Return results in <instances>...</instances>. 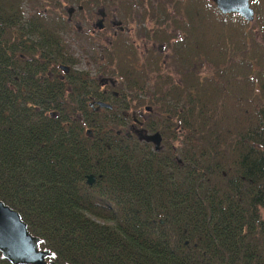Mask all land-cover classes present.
I'll use <instances>...</instances> for the list:
<instances>
[{"label":"trees","instance_id":"trees-1","mask_svg":"<svg viewBox=\"0 0 264 264\" xmlns=\"http://www.w3.org/2000/svg\"><path fill=\"white\" fill-rule=\"evenodd\" d=\"M18 3L0 0V201L39 248L56 264H264V0L249 1L252 22L179 1L180 40L165 44L177 79L117 50L116 96L78 72L57 78L61 43H17L7 59ZM140 105L156 110L142 125L158 151L123 131Z\"/></svg>","mask_w":264,"mask_h":264},{"label":"flooded vegetation","instance_id":"flooded-vegetation-1","mask_svg":"<svg viewBox=\"0 0 264 264\" xmlns=\"http://www.w3.org/2000/svg\"><path fill=\"white\" fill-rule=\"evenodd\" d=\"M61 1L63 2V4H61ZM23 2H27L28 4H30L31 7H33L31 9L29 8L31 13L29 16H24V13L21 10V8L24 9ZM100 3L106 4L102 5ZM134 3L135 1L132 0H19L17 7V12H19L18 20L11 22V20L8 19L9 17L5 20L6 27L4 28L3 39L8 45L6 50V57L7 59L11 57V48L17 45V43L22 45H28L30 43H61L62 45H64V54L68 56L71 64L73 60L72 57H70V55L66 51L67 46H65V43L84 42L88 45L99 44L102 46L100 47L96 45L95 48L91 50L94 53L91 54L90 52L91 61L89 62L90 64L87 63L89 65L97 64L95 70L98 75V78H96V80L93 79V77L90 76V73L86 70L84 72L83 70L71 71L69 65L67 64H57L55 66V75L59 79H64L67 74H70L72 72H78L84 74L83 76L85 77V79H87L88 82L90 81L89 83H95L97 88H99V86L109 88H121L122 82L116 73V76L114 74L113 75L115 77H118L119 80H117L115 77L105 78L107 76L106 74H108L107 72H109L108 59L106 57H108L109 53L113 54L115 51L118 50V53L122 52L124 54H131L129 52H132L138 60H141V58H138L139 56H141L139 47L137 46V48H135V46H133V40H131V36L128 35L131 29L133 28L132 25L130 27V24L137 22V18L140 15V13L138 12V10H140L138 9L139 6L138 4ZM60 4L62 6L61 10L65 12L66 16L61 12H57V14H52L54 10L57 11V9L60 7ZM9 8L11 9L10 4H6V11H10ZM149 10L154 11L151 6L149 7ZM149 10H147V12H149ZM93 11L96 12V20L93 24L90 23L91 30L88 33H85L83 32V29H85V26H87V24L84 25V22L87 21L86 14L87 12L91 13ZM39 13L49 19V28H47V31H44L41 25L42 23H38L37 21L38 17L40 16ZM87 16H89V14H87ZM157 16L158 15L154 11V13L149 14V19H155ZM117 17H119V19H117ZM30 21L33 22L32 25H30ZM73 22L75 23V25L73 26L74 30L73 28H71ZM107 27L109 28L107 30L109 35H99ZM155 28H153L152 26L151 29L155 30ZM95 32H97L96 36H94ZM155 36L159 38H162L163 36V39L161 40L162 43L157 47V53L162 54L163 47H166L165 44L166 41L169 39V36L166 34L164 29L159 30V28H157V30H155L154 32V40ZM117 43L121 46L118 47ZM146 51L148 52V50ZM95 53L99 54L98 60L93 58ZM147 56H149V54H147ZM21 57L24 56L21 55ZM145 60H147V66L155 65V63L164 65L166 58H163L159 61V59H157V56H155L153 57V62L151 60L150 54V57L145 58ZM145 60H141V63L138 64H143ZM144 66L145 65L140 67L137 66V69L140 70L141 67ZM60 67H66V69L64 70ZM111 75L112 73L109 74V76ZM123 84L127 85V83ZM7 87H13L12 77L9 78L7 82ZM112 94L116 96L115 92H112ZM132 121L134 123L133 125H137L138 127H140L141 123L139 121L134 118L132 119ZM130 130L132 133L138 136L135 132L137 129H133L132 127L130 128Z\"/></svg>","mask_w":264,"mask_h":264},{"label":"rangeland","instance_id":"rangeland-1","mask_svg":"<svg viewBox=\"0 0 264 264\" xmlns=\"http://www.w3.org/2000/svg\"><path fill=\"white\" fill-rule=\"evenodd\" d=\"M132 1H135L134 4H138V6H139L138 9H140V10H138V9L137 10L140 13V15L137 18V22H134L132 24L129 23L130 27L132 25L133 28L131 29V31L128 35L131 36V40H133V44H134L133 46H135V48H137V46L139 47V51L141 52V56H139L138 58H141V60H145V58L150 57V54H151V60L152 61H153V57H155V56H157V59H159V61L163 58H166L164 65L161 64V66H160V73L162 75L167 76L171 80H176L177 74H176L175 67H177V66L172 63V60L169 57V56H171V55H169L171 52L170 49L167 47H165V48L163 47L162 54L157 53V47H158V45H160L162 43L161 40L163 39V36H165V35H163L162 38H158V37L156 38V36H155V40H154L153 36H154L155 30H157V28H159V30L164 29L166 34L169 36L168 43L174 44L180 40L179 38H180V33H181V31H180L181 26H182V24L185 23V21H184L185 20V14H184V12L181 11V8H179V4H178V2L181 0H132ZM195 1L197 2L198 0H195ZM61 4H63V2ZM61 4H60V7L57 9V11L54 10L52 12V14H57V12H61L62 14H65V12L63 10H61V8H62ZM100 4L103 5L106 3H100ZM23 5H24V9L21 8V10L24 13V16H27V15L29 16L31 14L29 8L31 9L33 7H31L30 4H28L27 2H23ZM150 6L152 9H154L156 14L158 15L156 17V19H152V20L149 19V14L154 13L153 10H149ZM147 10H149V12H147ZM87 14H89V16H87ZM87 14H86V20L87 21L84 22V25L87 24V26H85V29H83V32H85V33L86 32L88 33L91 30L90 23L93 24L94 21L96 20V12H94V11L91 13L87 12ZM65 16H66V14H65ZM117 19H119V17H117ZM76 22H77V20H76ZM129 24H127V25H129ZM74 25H75V23L73 22L71 25V28H73ZM152 26H153V28L156 27L155 30L151 29ZM108 27L104 31H102V33L99 35H102V36L103 35H109V33L107 32V30L109 29ZM73 30H74V28H73ZM144 33H145V35H144ZM96 34H97V32L94 33V36H96ZM256 38L258 39L257 34H256ZM96 45H98L100 47L102 46L99 44L88 45L84 42L83 43L82 42L65 43V46H67L66 51L68 52L70 57H72V60H73L71 62V64L69 65V68L71 69V71L83 70V72H84L86 70L90 73V76L93 77V79L96 80V78H98V75H97L96 70H95L97 64L89 65L90 64L89 62L91 61L90 55L94 53L91 50H93V48H95ZM120 46L121 45L118 44V47H120ZM146 50H148V52ZM90 52H91V54H90ZM147 54H149V56H147ZM98 57H99L98 53H95L93 56V58L97 59V60H98ZM141 60H139V63H141ZM147 60H145V62H143V64H139V66L146 65ZM87 63H89V64H87ZM109 67H111V66H109ZM199 72H200V76H202V77L210 76L212 73V67L210 66V64H208L206 62L202 63L199 67ZM107 73L108 74H106L107 76L105 78L115 77L114 76L115 74L114 75L112 74L111 76H109V74H111V73H109V72H107ZM148 74H149V78L154 76L151 73V71H148ZM118 76H119V74H118ZM115 78L117 80H119L118 77H115ZM146 84H147V88H150L149 83H146ZM99 88L102 89L103 91H109V92L113 91V92L117 93V90L115 91L114 88L101 87V86H99ZM144 106L145 105H140L139 107L131 108L129 111H127V114H129V122L127 123V126L123 127V131L126 134H128V136H132V135L135 136V134L132 133L130 130V128H132V127H133V129H137V130L145 129L142 125L143 119L145 117L150 116V115L151 116L154 115L153 113L156 112V110L154 108H152L148 111V110L144 109L145 108ZM130 118H132V119L134 118L137 121H139L141 123L140 127H138L137 125H133L134 123H133V121L130 120ZM173 125L175 127V126H177V123L173 122ZM171 128L173 129L172 125H171ZM154 132H147V133L152 134ZM174 143L177 144L178 142L175 141Z\"/></svg>","mask_w":264,"mask_h":264},{"label":"water","instance_id":"water-1","mask_svg":"<svg viewBox=\"0 0 264 264\" xmlns=\"http://www.w3.org/2000/svg\"><path fill=\"white\" fill-rule=\"evenodd\" d=\"M217 10L222 14L235 13L247 22L253 20V11L249 0H211ZM66 69V67H60ZM110 108L104 102H97L94 107ZM139 140L149 142L153 149H160L161 137L158 132L147 134L144 130H136ZM89 135V131L86 132ZM93 176L88 175L86 182L91 184ZM0 253L11 264H56L51 260V253L47 249L39 248V239L29 233L26 224L21 220L14 209L0 201Z\"/></svg>","mask_w":264,"mask_h":264}]
</instances>
